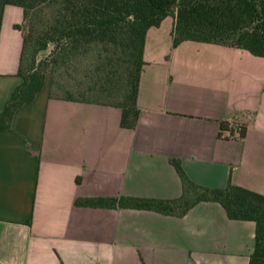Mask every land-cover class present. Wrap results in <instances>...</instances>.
Returning a JSON list of instances; mask_svg holds the SVG:
<instances>
[{"label":"crops","instance_id":"1","mask_svg":"<svg viewBox=\"0 0 264 264\" xmlns=\"http://www.w3.org/2000/svg\"><path fill=\"white\" fill-rule=\"evenodd\" d=\"M21 21L20 7L4 5L0 110L21 81ZM172 24L167 15L145 31L131 128L118 106L50 97L44 85L14 109L0 129V264H247L254 224L216 201L181 215L78 203L176 199L186 183L264 195V57L192 40L173 47Z\"/></svg>","mask_w":264,"mask_h":264},{"label":"trees","instance_id":"2","mask_svg":"<svg viewBox=\"0 0 264 264\" xmlns=\"http://www.w3.org/2000/svg\"><path fill=\"white\" fill-rule=\"evenodd\" d=\"M48 0H0V20L4 5H15L22 10L35 3ZM58 3L56 18L50 26L48 39L55 52L70 44L80 46L93 41L112 42L127 55L124 78L123 102L120 108V125L131 128L137 108L135 96L138 75L142 65V46L145 31L156 26L167 15L173 17L171 44L176 46L184 40L220 44L247 50L255 56L264 57V0H54ZM174 9V11L172 10ZM14 28L20 29L14 24ZM47 39V40H48ZM25 38L22 35V49ZM22 54V50H21ZM20 54V65H21ZM21 81L11 91L0 110V129H7L14 109L33 99L44 84L41 71L22 72ZM74 100L70 97L63 98ZM86 101V100H76ZM221 130L232 133L226 122H220ZM244 129L238 127L241 137ZM219 135V134H218ZM176 172L183 179L175 159L171 160ZM197 194L174 209L173 204L182 199L170 200L147 198H88L79 204L91 206L131 207L149 209L165 214L181 215L197 201L211 200L220 204L226 216L236 220H250L254 224L253 247L247 264H264V195L227 183L223 188H198L190 183Z\"/></svg>","mask_w":264,"mask_h":264},{"label":"rangeland","instance_id":"3","mask_svg":"<svg viewBox=\"0 0 264 264\" xmlns=\"http://www.w3.org/2000/svg\"><path fill=\"white\" fill-rule=\"evenodd\" d=\"M57 11L58 3L54 0L37 2L27 9L26 17L19 24L25 38L21 71H41L44 89L50 97L122 103L127 55L120 46L108 41H93L77 47L68 44L52 53L54 44L48 38ZM196 194V189L186 185L182 199L173 204L174 209Z\"/></svg>","mask_w":264,"mask_h":264},{"label":"built area","instance_id":"4","mask_svg":"<svg viewBox=\"0 0 264 264\" xmlns=\"http://www.w3.org/2000/svg\"><path fill=\"white\" fill-rule=\"evenodd\" d=\"M232 127H233L234 130H235V129L238 130V126H237L236 124L232 125ZM233 129H232V133L235 134V133H236V130L233 132Z\"/></svg>","mask_w":264,"mask_h":264}]
</instances>
